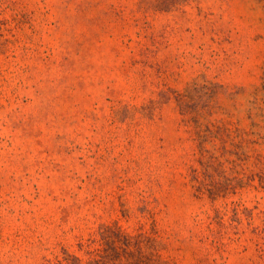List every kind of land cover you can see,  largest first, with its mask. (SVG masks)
Wrapping results in <instances>:
<instances>
[{
	"label": "rangeland",
	"instance_id": "obj_1",
	"mask_svg": "<svg viewBox=\"0 0 264 264\" xmlns=\"http://www.w3.org/2000/svg\"><path fill=\"white\" fill-rule=\"evenodd\" d=\"M0 264H264V0H0Z\"/></svg>",
	"mask_w": 264,
	"mask_h": 264
}]
</instances>
